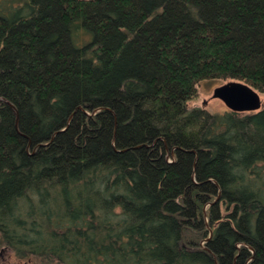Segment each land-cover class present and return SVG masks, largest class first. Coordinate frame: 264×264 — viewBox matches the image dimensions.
Returning <instances> with one entry per match:
<instances>
[{
  "label": "trees",
  "instance_id": "1",
  "mask_svg": "<svg viewBox=\"0 0 264 264\" xmlns=\"http://www.w3.org/2000/svg\"><path fill=\"white\" fill-rule=\"evenodd\" d=\"M264 0H0V254L264 264ZM2 264V263H0Z\"/></svg>",
  "mask_w": 264,
  "mask_h": 264
},
{
  "label": "water",
  "instance_id": "2",
  "mask_svg": "<svg viewBox=\"0 0 264 264\" xmlns=\"http://www.w3.org/2000/svg\"><path fill=\"white\" fill-rule=\"evenodd\" d=\"M212 99L220 101L232 113H257L262 109L257 93L241 82L229 81L212 90Z\"/></svg>",
  "mask_w": 264,
  "mask_h": 264
},
{
  "label": "rangeland",
  "instance_id": "3",
  "mask_svg": "<svg viewBox=\"0 0 264 264\" xmlns=\"http://www.w3.org/2000/svg\"><path fill=\"white\" fill-rule=\"evenodd\" d=\"M229 81L234 80H226V81H202L200 82L197 87V96L194 100L187 103V108H198L210 114H221L223 112H229L224 105L216 100L212 99V90L216 87L226 84ZM259 97L260 103L264 105V91L257 92L255 91ZM244 114V113H239ZM0 263L2 264H30V263H23L18 260H15L11 254L9 253H2L0 254Z\"/></svg>",
  "mask_w": 264,
  "mask_h": 264
}]
</instances>
